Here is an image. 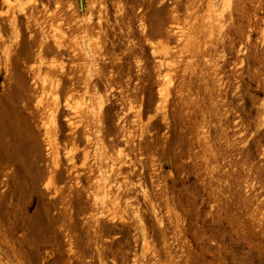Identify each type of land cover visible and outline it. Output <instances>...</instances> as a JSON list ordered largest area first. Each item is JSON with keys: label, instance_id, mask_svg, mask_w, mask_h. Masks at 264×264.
Returning <instances> with one entry per match:
<instances>
[{"label": "rangeland", "instance_id": "obj_1", "mask_svg": "<svg viewBox=\"0 0 264 264\" xmlns=\"http://www.w3.org/2000/svg\"><path fill=\"white\" fill-rule=\"evenodd\" d=\"M212 2L227 17V33L215 30L213 50L200 57L193 105L177 109L171 139L148 143L135 178L125 177L132 155L122 145L125 171L115 187L101 180L107 195L87 202L83 190L73 206L71 186L91 181L76 184L68 110L36 121L31 53L6 72L0 47V264H264V0ZM75 3L86 8L85 0ZM32 4L0 0V11ZM44 5L54 8L52 0ZM8 73L14 85L5 91ZM55 160L58 175L50 173ZM163 186L162 197L144 198Z\"/></svg>", "mask_w": 264, "mask_h": 264}, {"label": "bare ground", "instance_id": "obj_2", "mask_svg": "<svg viewBox=\"0 0 264 264\" xmlns=\"http://www.w3.org/2000/svg\"><path fill=\"white\" fill-rule=\"evenodd\" d=\"M52 1L51 12L44 0L0 11V47L6 72L22 52L31 53L36 121H55L58 109L68 110L67 154L80 158L73 165L76 184L91 181L86 187L71 186L66 202L73 206L83 190L87 202L103 192L107 195L101 180L115 187L123 168L122 145L132 155L125 160L132 166L125 177L141 176L135 168L138 155L145 154L148 143L159 136L164 142L171 139L168 135L179 124L177 109L193 105L194 84L203 69L200 57L213 50L215 30L227 33L223 29L227 17L220 19L215 14L212 0H85L83 12L76 0ZM228 2L223 0L221 7ZM13 85V74L8 73L5 91ZM155 86L157 94H152ZM120 109L125 110L121 116ZM117 114L114 124L112 115ZM159 122L167 128L163 133ZM138 132L140 138L135 142ZM54 164L50 173L58 175L57 160ZM51 187L54 195L59 192V187ZM162 189L144 198L158 199L166 193V186Z\"/></svg>", "mask_w": 264, "mask_h": 264}]
</instances>
